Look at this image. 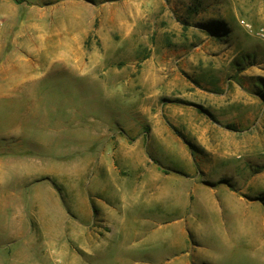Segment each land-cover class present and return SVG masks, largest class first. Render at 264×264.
I'll list each match as a JSON object with an SVG mask.
<instances>
[{
	"label": "rangeland",
	"instance_id": "374dc122",
	"mask_svg": "<svg viewBox=\"0 0 264 264\" xmlns=\"http://www.w3.org/2000/svg\"><path fill=\"white\" fill-rule=\"evenodd\" d=\"M261 26L264 0H0V264H264V189L220 187L257 168L220 161L249 125L217 121L233 103L213 92L264 100ZM118 190L140 212L128 261L91 260L89 235L122 238L95 202Z\"/></svg>",
	"mask_w": 264,
	"mask_h": 264
},
{
	"label": "crops",
	"instance_id": "0c3cea01",
	"mask_svg": "<svg viewBox=\"0 0 264 264\" xmlns=\"http://www.w3.org/2000/svg\"><path fill=\"white\" fill-rule=\"evenodd\" d=\"M213 90L215 96L220 95L223 97L225 96V98L228 97L229 101L233 103L231 105L230 115L226 116V118H217V121L238 122L243 123V125H249L248 129H244L242 131L240 138L236 137V131H228L226 133L228 150L227 154H223L222 160L220 161L226 164L229 163L234 156H236V158L244 157L245 164H240L242 172L245 171L249 164L256 165L257 167L252 169L253 171L250 173L249 182L241 184V187L239 188H235L231 182L220 185L221 189L223 190V195H226V197L230 200L240 199L241 201L252 202L253 200L261 199L257 196L258 192L264 189V180L262 185L260 184V177L264 178V155L261 156L262 153L264 154V100L256 93V91H254L250 83L232 82L230 85L221 84L214 87ZM220 90L222 92H219ZM212 138V136L209 137L210 145H208L209 142H206L207 149H211L213 147ZM171 140L176 142V147L167 146L168 153L171 156L178 154V156H181L182 159H187L190 152L187 150L185 143H182L181 137L173 135ZM143 162L149 164L150 161L148 158H145L143 159ZM150 164L154 176L160 178V175L157 172L158 167L151 162ZM261 167L263 168L262 173L260 170ZM208 187H205V189ZM176 190L177 187H174V189L172 188V190L168 192L170 199L172 192ZM250 191H254L256 196H250L246 194V192ZM164 193L167 195L166 191H164ZM95 202L99 206L98 210L102 213L101 216L105 220V224H113L114 227L119 231V236H122V238H119L116 243H111L110 247L106 246V244L101 246L102 244L100 239H98L96 236L89 235L87 243L85 244V249L88 251L90 259L96 260L108 258L109 260L115 261H128V258L124 259V252H122L123 249H125V237L123 234L127 233V228L132 229V227H137L141 221L139 216H136L135 218L131 217L130 219L128 217L130 212H132L131 214H140V212L137 210L138 208H136L138 201H135L134 204L133 201L128 200V196L124 190H118L115 191L114 194L108 193L107 195L102 196L96 194ZM129 206H132L133 208L130 209L128 208ZM132 223L134 224L132 225ZM27 234L28 231L25 230L19 231L17 235L14 234V237L17 240L14 243L20 244L27 241L25 240ZM119 243L122 244L119 245ZM184 264L192 263L188 262Z\"/></svg>",
	"mask_w": 264,
	"mask_h": 264
},
{
	"label": "trees",
	"instance_id": "16d2710c",
	"mask_svg": "<svg viewBox=\"0 0 264 264\" xmlns=\"http://www.w3.org/2000/svg\"><path fill=\"white\" fill-rule=\"evenodd\" d=\"M217 23L216 28H213V32H217V34H222L224 31V23L222 21L215 22ZM257 81L263 86L264 89V78L263 77H258ZM264 96V94H263ZM232 127V126H229Z\"/></svg>",
	"mask_w": 264,
	"mask_h": 264
},
{
	"label": "built area",
	"instance_id": "2783aa9c",
	"mask_svg": "<svg viewBox=\"0 0 264 264\" xmlns=\"http://www.w3.org/2000/svg\"><path fill=\"white\" fill-rule=\"evenodd\" d=\"M243 22V24L247 27V28H249V29H251V25L249 24V23H247L246 22V20H243L242 21ZM258 34L260 35V36H262V37H264V26H261L259 29H258ZM48 264H55V263H48Z\"/></svg>",
	"mask_w": 264,
	"mask_h": 264
}]
</instances>
